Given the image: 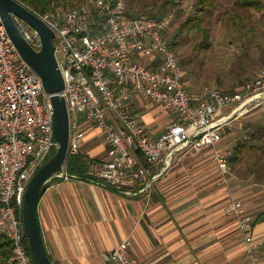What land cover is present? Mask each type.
Wrapping results in <instances>:
<instances>
[{
  "label": "built area",
  "instance_id": "1",
  "mask_svg": "<svg viewBox=\"0 0 264 264\" xmlns=\"http://www.w3.org/2000/svg\"><path fill=\"white\" fill-rule=\"evenodd\" d=\"M127 4V0H84L71 7L52 1L45 12L36 14L54 33L64 81L59 95L65 99L70 123L68 154L79 153L84 127L89 125L103 133L108 147L106 159L92 175L116 190L130 193L137 186L150 190L157 180L151 177V166L163 160L166 169L174 153L187 148L209 150L221 182L228 183L232 149L220 146L224 127L233 117L264 108V70L234 95L208 87L191 95L167 38L175 12L158 19L135 18L127 14ZM2 22L0 16V236L12 240L15 264H32L24 245L23 196L56 145L53 108L40 77L22 59ZM15 22L39 50L38 33L17 18ZM133 95L158 104L165 114L173 113L157 139L148 138L133 116ZM64 167L51 182L73 178ZM225 214L237 218L248 238L253 218L242 202H230ZM129 246V241L119 244L103 264H140L128 254Z\"/></svg>",
  "mask_w": 264,
  "mask_h": 264
},
{
  "label": "crops",
  "instance_id": "2",
  "mask_svg": "<svg viewBox=\"0 0 264 264\" xmlns=\"http://www.w3.org/2000/svg\"><path fill=\"white\" fill-rule=\"evenodd\" d=\"M130 106L152 140L173 120L158 104L136 95ZM84 133L79 154L103 164L108 149L103 133L89 125ZM228 136L220 145L233 148ZM150 170L157 178L153 187L137 186L130 193L74 176L49 182L37 220L51 262L103 264L107 253L129 241L128 254L140 264H264V246H255L264 242L262 184L234 173L227 187L219 186L209 150L176 151L168 168L161 160ZM234 200L253 218L248 238L237 218L225 214Z\"/></svg>",
  "mask_w": 264,
  "mask_h": 264
},
{
  "label": "rangeland",
  "instance_id": "3",
  "mask_svg": "<svg viewBox=\"0 0 264 264\" xmlns=\"http://www.w3.org/2000/svg\"><path fill=\"white\" fill-rule=\"evenodd\" d=\"M154 1L156 3L155 11L165 3V0ZM235 1L219 0L215 13L207 17L203 24V27L209 33V42L207 44L200 33L181 34L180 29H178L181 21L195 13L196 0H176L178 6L169 10L175 11V15H182L178 18L176 16V20L169 32L171 36L169 43H175L176 45L174 49L177 57L185 68V86L193 95L194 93H202L207 87L220 91H225L234 86L237 87L246 80L255 79L259 72L264 70V28L262 27L264 22L260 24L261 28L256 33V38L246 41L245 33H243L244 37H242L241 32L235 31L234 26L236 23L234 20L229 19V15H233L232 9ZM261 13L263 14H250L251 17H255L250 20L247 17L248 12H244L240 15L241 19H237V21L242 20L244 25L255 23L256 19L263 17L261 15H264V11ZM255 26L257 25L254 24ZM139 61L144 63L141 60ZM169 115L172 116L173 113ZM263 115L264 108L256 107L239 117L230 119L222 134L224 137L230 134L226 142L230 145L231 142L237 143L241 141L248 132L247 129H244L245 127L252 129L255 124H264ZM55 149L56 145L52 148L51 153ZM100 165L101 162L96 161V165L92 166L91 172L94 174ZM215 167L217 166L215 165ZM217 173L219 186L227 187L228 183L224 184L221 182V174L218 170ZM234 173L245 180L250 178L249 182L252 181V183L264 186L263 156L252 153L244 156L239 165L230 163V173L227 181L232 176L231 174Z\"/></svg>",
  "mask_w": 264,
  "mask_h": 264
},
{
  "label": "water",
  "instance_id": "4",
  "mask_svg": "<svg viewBox=\"0 0 264 264\" xmlns=\"http://www.w3.org/2000/svg\"><path fill=\"white\" fill-rule=\"evenodd\" d=\"M0 16L11 42L22 59L40 77L44 90L50 96L53 108V136L56 149L39 167L29 181L23 198L21 219L32 264H53L47 253L37 220V205L43 188L51 182L68 157L70 123L65 99L59 93L64 81L55 57L53 31L30 9L18 0H0ZM15 18L36 31L41 48L36 50L22 35Z\"/></svg>",
  "mask_w": 264,
  "mask_h": 264
},
{
  "label": "trees",
  "instance_id": "5",
  "mask_svg": "<svg viewBox=\"0 0 264 264\" xmlns=\"http://www.w3.org/2000/svg\"><path fill=\"white\" fill-rule=\"evenodd\" d=\"M20 3H22L24 6H26L28 9L33 11L35 14H42V12H45L50 3L52 1H55L58 5H64V6H71L75 7L82 3L84 0H18ZM127 14L129 16L135 17V18H153L158 19L165 13H167L172 8L174 9L177 7L178 3L176 0H165V3L158 8L155 11L156 3H154V0H127ZM219 0H196L195 2V13L192 15H189L186 17L183 21H181L179 28L180 33H187L190 34L192 32L200 33L204 39V42L206 44L209 42V33L206 28L203 27L204 22L206 21L208 16H211L213 13H215V10L217 9ZM233 15L237 18H235L233 15H229V19L237 24H235L234 29L237 32L245 33L246 41H249V39L254 40L256 38V33L261 28L260 24L264 22V15H261V19H256L255 23L251 24H245L243 21H237V19H241L242 13L248 12L247 17L251 19H254L255 17H251L253 14H263L261 13L264 11V3L263 0H236L234 2L233 6ZM155 11V12H154ZM252 11V12H251ZM175 12V11H174ZM176 14V13H175ZM180 14V13H179ZM177 18L181 17L182 15H176ZM175 16V20H176ZM175 22V21H174ZM254 24L257 26L254 27ZM264 28V24L262 26ZM167 38L170 41L171 36L168 33ZM172 47L175 48V43L172 44ZM208 48V47H206ZM181 69L183 70L185 74V68L182 65L181 61L179 60ZM185 77V76H184ZM185 80V78H184ZM253 80V79H252ZM251 81L246 80L242 84H239L237 87L226 89L225 91L221 90L222 94L224 95H234L237 93L242 86H244L245 83ZM185 83V82H184ZM191 94V92H189ZM193 95V94H191ZM194 95H197L194 93ZM264 119V115L262 116ZM250 127V126H249ZM244 129H247L248 132L245 136H243L242 140L237 142L232 149V156L230 157V163L234 165H239L242 162V159L244 156L256 153L257 155H261L264 158V124H255L254 128L248 129L245 127ZM244 131V130H243ZM54 150L51 153L50 156L54 154ZM67 160L65 163V171L69 176H74L78 179H89L91 182L103 184L98 181L94 175L89 176V167L91 165L95 166V161H88L86 157L83 155L77 153V154H67ZM241 161V162H240ZM108 186V185H107ZM46 187V186H45ZM45 187L43 188L42 192L44 191ZM255 222V221H254ZM253 226V223H252ZM263 242V241H261ZM24 245L28 249L27 240L25 238ZM264 246V242H263ZM258 247V248H262ZM13 244L12 240L6 235L0 236V264H15L13 261Z\"/></svg>",
  "mask_w": 264,
  "mask_h": 264
}]
</instances>
